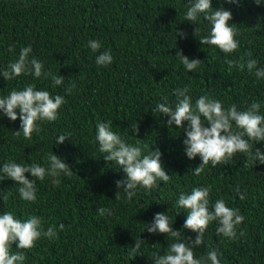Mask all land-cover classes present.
Returning <instances> with one entry per match:
<instances>
[{
    "label": "trees",
    "instance_id": "1",
    "mask_svg": "<svg viewBox=\"0 0 264 264\" xmlns=\"http://www.w3.org/2000/svg\"><path fill=\"white\" fill-rule=\"evenodd\" d=\"M192 0H0V70L18 58L20 49L31 45L32 57L43 61L44 70L63 75L64 83L53 87L51 78L37 79L22 75L6 81L0 75V97L13 89L34 84L53 96H65L59 118L41 122L43 131L28 140L15 130L20 119L11 121L0 113V167L9 160L19 164H46L45 154L54 152L71 166V177H60L54 186L51 178L37 181V199L20 198L11 179L0 181V214L12 211L18 218L37 215L44 228L65 224L58 238H41L34 248L24 250L23 264H154L149 257L168 248L173 238L149 233L145 229L157 212L166 211L174 229H181L193 239L197 233L182 229L187 212L176 201L181 192L196 186L211 188L210 203L223 198L226 205L238 208L244 220L236 227V238L217 233L212 222L204 233V243L195 248L197 257L209 249L221 253L220 264H264V164L254 165L245 154L237 153L228 163L205 167L200 176L193 169L199 156L189 159L185 153L182 129L168 128V117L152 112L158 103L174 106L173 90L189 87L192 103L207 94L223 102L235 104L244 111L253 101L261 104L264 115V79L257 80L244 71L229 68L228 60H238L251 51L258 67L264 68V0H212L214 8L223 7L233 13L239 29V48L225 54L216 46L200 43L210 33L211 25L198 17L197 23L185 20ZM199 31L194 35V30ZM177 29L187 33L176 37ZM99 40L111 49L114 60L107 66L97 65L89 40ZM14 51H9V46ZM182 49L189 58L201 59L194 72L186 71L175 53ZM31 58V57H30ZM245 56V60H247ZM74 82L71 94L65 90ZM17 111H19L17 109ZM112 121V129L128 143L147 145L145 153L155 147L162 152L163 166L171 175L167 183L151 190L137 188L128 199L116 181L125 178L115 162H106L96 141L97 122ZM138 123V136L132 125ZM187 122H185V125ZM207 126V125H206ZM59 135L70 138L57 144ZM264 150V141L253 142ZM31 179V173H25ZM239 185L240 199L235 189ZM8 195L3 201L2 196ZM101 207L111 208L113 215L98 216ZM70 225V228L68 227ZM145 230V231H144ZM243 232V235L240 233ZM144 239L140 254L132 252L135 240ZM12 251H17L15 243Z\"/></svg>",
    "mask_w": 264,
    "mask_h": 264
},
{
    "label": "clouds",
    "instance_id": "2",
    "mask_svg": "<svg viewBox=\"0 0 264 264\" xmlns=\"http://www.w3.org/2000/svg\"><path fill=\"white\" fill-rule=\"evenodd\" d=\"M254 2L258 6L261 4V0ZM228 3L239 4L240 0H228ZM201 15L211 25L210 33L198 38L201 45L216 46L225 54L238 50L240 42L236 37L239 35V29L236 23L232 22L233 13L230 9L214 8L212 0H192L185 13V20L197 23ZM198 31L199 27L194 30L196 37ZM177 36L186 38L187 33L183 29H177ZM88 46L93 53H98L95 58L97 65L107 66L113 62L111 49L100 51L104 46L99 40H89ZM9 51H14V46L10 45ZM31 54V45L22 47L18 58L10 62L6 69L0 70V75L6 81L22 75H32L37 79L51 78L53 87L64 83L63 75H55L51 70H44L43 61L32 57ZM175 56L189 72L196 71L201 63V59L189 58L182 49H179ZM245 56L248 57L247 60ZM227 63L229 68L240 71H244L246 67L257 80L264 79V68L258 67V61L252 58L251 51L240 56L238 60H228ZM75 87V83L72 82L65 91L71 94ZM188 93V86L174 89L173 94L177 98L175 105H170L167 102L168 98L163 97L164 102L158 103L152 112H159L168 117L166 120L168 128L175 126L174 128L182 129L185 133L183 144L187 157L195 159L199 156L201 160L193 169V175L200 176L209 164L212 167L226 165L237 153L245 154L247 161L254 165L264 164V150L257 146L253 150V142L264 141V115L260 113L259 102L253 101L247 110L240 111L235 104L225 108L222 101L207 94L200 96L193 104ZM65 103V96L59 94L53 96L47 90H38L34 84H28L23 89H13L8 95L0 97V113L11 121L19 118L20 129L15 130V135L19 137L22 132L25 139L31 140L33 133L39 135L43 131L41 122H53L59 118V109ZM112 124V121L97 122L96 141L100 152L105 154L103 159L106 162H115L126 174L124 179L116 181L119 190L115 194V199L121 198V189L127 198L131 199L137 188L151 190L159 187V182L167 183L171 180V175L163 166L162 152L158 146L145 153L147 145L141 146L139 141L136 144L128 143L118 132L113 131ZM132 130L138 136L140 132L138 123L132 125ZM68 138H70L68 135H59L56 143L61 144ZM45 159L44 166L37 162L19 164L9 160L0 167V181L11 179L19 185L20 198L34 202L37 199L38 180L43 182L46 177H50L51 183L59 186L62 174L66 177L74 174L71 166L56 153H46ZM25 173H31L32 178L29 179ZM235 191L240 194V199L245 198L244 194L240 193L239 185ZM210 192L211 188L208 186H196L190 192H181L176 201L177 206L187 212L182 229L197 233L194 239L183 235L181 229H174L172 219L166 211L155 213L153 221L148 223L145 230L149 233L165 234L173 238L174 242L170 243L163 254L160 251L151 254L149 258L154 264H220L221 253L218 251L209 249L206 255L197 257L194 249L204 243V233L212 222L218 223V234L236 238V227L245 218L238 208L228 207L223 198L211 204ZM2 200L7 201L8 195L4 194ZM97 212L98 216L113 215L111 208L101 207ZM68 227L70 228V225ZM65 228V224L61 223L58 229L52 224L45 230L43 218L40 216L18 218L12 211L3 212L0 214V264H23L26 260L24 250L34 248L41 238L50 241L58 238V231H64ZM240 235H243V232ZM145 242L147 241L141 237L135 240L132 252L136 255L133 259L137 255H142L140 248ZM14 243L17 249L15 252L12 251Z\"/></svg>",
    "mask_w": 264,
    "mask_h": 264
}]
</instances>
